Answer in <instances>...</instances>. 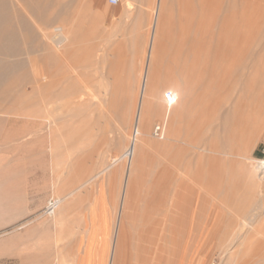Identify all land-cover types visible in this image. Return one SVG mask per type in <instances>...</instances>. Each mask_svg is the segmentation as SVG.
<instances>
[{
	"label": "rangeland",
	"instance_id": "1",
	"mask_svg": "<svg viewBox=\"0 0 264 264\" xmlns=\"http://www.w3.org/2000/svg\"><path fill=\"white\" fill-rule=\"evenodd\" d=\"M6 1L0 27L10 36L0 45L15 50L0 51L13 66L0 85V264H108L129 156L68 198L70 211L57 224L45 211L124 151L121 133L99 146L112 134L101 108L127 135L134 132L127 119L156 0ZM211 1L163 0L162 48L147 84L156 115L151 144L128 179L125 225L153 198H161L156 213L165 220L176 191L187 232L182 244L167 245V264H264V178L257 165L264 160V0ZM61 25L70 33L69 56H59L53 42ZM190 65L204 104L200 118L181 116L180 137L198 133L195 143L204 150L180 144L173 158L155 128L170 90L186 85ZM127 249L124 264H132Z\"/></svg>",
	"mask_w": 264,
	"mask_h": 264
},
{
	"label": "bare ground",
	"instance_id": "2",
	"mask_svg": "<svg viewBox=\"0 0 264 264\" xmlns=\"http://www.w3.org/2000/svg\"><path fill=\"white\" fill-rule=\"evenodd\" d=\"M6 2H7L6 0H0V25H1V22H4V20L7 19ZM155 2H156V4H155V7L153 8L152 21H151V24H150V27L151 28H150V31H149V34H148L149 35L148 47H147V50H144V53L146 55V61H145L146 63H145L144 69L142 71L140 70V77L139 78H141V81H140L139 95H138L137 101L135 100L136 101L135 108L133 107V111L130 113V115H129L128 119H127V124L129 123L127 125V127L129 125H132V127L134 129V132H132L131 134H128L127 135V133H126L127 131L126 132H123L122 131L124 129V127H123V124L121 125L118 122L119 121L118 118L116 119V117H114L112 114H110L111 112L108 113V111L102 110V108H101V110L99 109L100 111H102V114L101 115H103V117L105 116L107 118V123L111 125V129H109L107 131H109V132L112 133L110 136H109V133H108V135H107L108 137H106L105 139H103V138H102L103 140L100 139L99 146L104 148L107 145L106 143H108V141H111L114 137L117 136V134H120L121 133V135H120L121 136L120 141L123 144L124 151L116 159H114L109 165H107L103 170H101L97 174L92 175L91 177H89L85 181L81 182V184H79L76 188L70 190L69 192H67V193H65L63 195H59L56 198L51 199L48 202V205H47V208H46V211H45L46 214H48L50 217H52L53 223L54 224H57L60 221V218H61L60 215L63 214V213L66 214V213H68L70 211V208H69L70 203L67 202L68 198L72 197L80 189H82L86 185L90 184L102 172L109 170L110 167H113L115 164H118L124 157L129 156V165H128V169H127L126 174H125V177H124L123 190H122V193H121V197H120V201H119V204H118V208L116 207L117 208V211H116L117 212V215H116V218H115L113 233H112L111 242H110V248H109V253H108V264H115V260H116V256H117V253H116L117 252V246L119 247L120 244H121V240H122V236H123V231H124V223H125V220L129 216L128 215V210H129V208H130L131 205H130L129 198H127L128 197V193H127L128 179H129L130 175L133 174V172H135L137 170V168H138L137 166H138V160L140 158V152H142L144 148L150 146V144H151L150 143V139H149V132H148V130H149V126L152 123V121L155 120L154 119L155 118L154 117L155 109L153 108V106L151 105V103L149 102L148 97H147V90H148L147 84L149 82L150 74L153 73L154 69L156 68L158 54H159V52H160V50L162 48V46H161V39H160V30H161L160 28L162 26V14L164 12L163 11V7H162L163 6L162 5L163 0H156ZM203 2L205 3L206 0H203ZM207 2H211L212 3L211 0L210 1L207 0ZM239 8H240L239 9V11H240L241 10V7H239ZM45 9H47V8H45ZM42 12L44 13V11H42ZM147 22H148V20H147ZM256 26L257 25H255V27ZM2 27L3 26L0 27V37H1L0 39H2L3 41H5L6 38H8L10 36V32H9V35H7V33H8L7 31L8 30L6 29L7 30L6 31L4 29L5 27H3V28ZM261 28H264V26L261 27ZM162 30L164 31L163 28H162ZM39 31H40V33L44 37H46V38L49 37L48 35H49L50 32H48L45 29V27H43V28L42 27H39ZM258 33H259V31H258ZM242 34H244V33H242ZM251 34H254V33H251ZM260 34H262V33H260ZM254 35H256V38L259 37V36H257L258 35L257 33L254 34ZM6 36H8V37H6ZM53 37H54L53 38L54 39L53 42L55 44V48L57 50H60L59 52H57L59 54V56L62 57L64 55L70 54L69 53L70 52V48H71L70 46H72V44L70 45V43H69L70 42V33H69V30H66L61 25V27L60 26L57 27V33H55L53 35ZM250 40H251V37H250ZM44 42H45V40H44ZM254 42L255 43L258 42V44H259V41H254ZM10 43H9V45H10ZM5 44L7 45L8 43L5 42ZM162 45H163V43H162ZM217 45H219V44H217ZM48 46L49 45L47 44V47ZM260 48H262V47H260ZM251 49H253V48H251ZM14 50L15 49H13V48L6 47L4 45V43L1 42L0 51H4L3 52L4 54L9 53V52L12 53ZM251 53H252V51H251ZM12 67L13 66L10 63L5 62L4 60L0 59V85L4 82L5 76L7 77V75H10L9 73H10V71H11L10 69ZM193 67H194L193 65H190V67H188V74H187V77L185 79V82H186V85L185 86H183V87H173L172 90L168 89V90H170V92H169V95L167 96V100H166V102H167L166 103V113L164 115L161 114L159 116V118H158V121H159L158 125L159 126L157 128H155V133H157L159 131V129L161 130L160 134H162V140H163V142H162L163 145L162 146H165L166 148H168L169 151L171 150L170 152L172 153V157L173 158H175V156L177 155V151L178 150L180 151V148H179V147H181L180 144L185 145V146H188V147L191 146V147H194V148H198V149L204 150V148H202V146H198L195 143V141L198 139V137H197L198 136V133L195 134L193 137H190V138L189 137L188 138L180 137V135H181L180 131H181L182 125H183V124H180V121H183L184 120V117H185L184 116L183 117V120H182L181 119V116L188 115L191 119H192V117L194 115L197 116L198 118H200L202 116V107H203V104H204L203 103V95H204L203 93L204 92L202 91L203 93H201L200 90H199V83H198L199 81H197L198 79H197V77H195L196 76L195 74L198 72V70L196 72ZM247 68H249V67H247ZM49 76H51V75L49 74ZM46 78H48V76L45 77V79ZM49 80H51V79H49ZM44 86L46 87V85H44ZM40 89H41V87H40ZM58 89L60 90L61 88H58ZM7 90H9V89H7ZM7 90H5V91H7ZM48 90H50V89H48ZM59 90H56V91L58 92ZM12 91H10V92H12ZM10 92H9V94H10ZM57 92H55V93H57ZM50 93H52V92H50ZM55 93H53L54 95L53 94H51V95L52 96H56ZM44 95L45 94L42 95L43 98H44ZM16 96H18V95H16ZM19 98H20V96H19ZM48 98H49V96H48ZM22 105L24 106L25 103L22 104ZM20 106L18 108H20ZM0 108H2V107H0ZM155 115H156V112H155ZM157 115H159V114H157ZM23 116H25L24 113H23ZM190 121L191 120H189V122ZM104 123H106V121L103 122V124ZM192 127L193 126L191 124H189V125H187L186 129H188V131H189V130H191ZM102 133H105V131L102 132ZM192 134H194V133H192ZM246 134H248V132ZM23 138H24V136H23ZM244 140H245V137H244ZM257 165L261 169V172L263 174V175H261V178H264V170H262L263 169V166H264L263 163H260V161H259V162H257ZM162 171L164 172V170H162ZM176 183H177V181H176ZM159 192H160V190H159ZM172 194H173V192H172ZM153 199H154L155 202L153 204H150V208H153L156 205H158V206L161 205V198H153ZM182 200H183V198H179V196H177V192L175 191L174 195H172V200L170 202L169 209H167V211H168V214L166 215L167 218L164 216L165 217V220L164 219L162 220V223H163L162 231H163L164 238H165V243H166L165 252H167V239H166V235L167 234L169 236V239H170V242H171L172 246L178 245V243L179 244L180 243L182 244V239L181 238H183V237L186 236L185 234L187 232V221H186V216L187 215H186L185 207H184V204H183V201ZM61 216H63V215H61ZM142 221H144V224L147 225L145 229H141V230L138 229V227H139L138 226V220H135V221L133 220L132 221V225L131 224L130 225H131V228H132V232H134L133 233V241H134L136 250L138 251L141 241H142V244H144L143 247H142L144 249V252H145L144 254H146V257L143 255V258L144 257L145 258L142 260V264H144V263H149V261L152 258H154V254L155 253H152V251H150L148 253V250L150 248L152 249V245L154 243L156 244V235H155V233H156V229L158 228V225H157L158 222H157V220L151 219V217L150 216H147L146 214L143 215ZM150 222H152V223L150 224ZM40 255L41 254L39 253L38 256H40ZM150 255H152V256H150ZM58 264H61V263H58Z\"/></svg>",
	"mask_w": 264,
	"mask_h": 264
},
{
	"label": "crops",
	"instance_id": "3",
	"mask_svg": "<svg viewBox=\"0 0 264 264\" xmlns=\"http://www.w3.org/2000/svg\"><path fill=\"white\" fill-rule=\"evenodd\" d=\"M132 206H130L129 210H128V215L129 212L131 210ZM154 208V209H153ZM153 208H150V204L148 208H145L143 210V212L141 214L138 215L137 218L133 217V220H138V229H145L147 225L144 224V221H142V217L144 214H146L147 216H150L151 219L153 220H157L158 222V228L156 229V252L154 254V258H152L149 263L151 264H167L168 263V258H169V251L167 249V252H165L166 249V243H165V238H164V234L162 231V220L164 218H158L157 216H159V214L156 213V209L160 208L158 205L154 206ZM149 218V217H148ZM152 222H150L151 224ZM133 233L132 232V228L131 227H126L125 223H124V231H123V236H122V240H121V244L118 247L117 246V256H116V260H115V264H124L125 263V258H126V253L127 252V247L128 245L131 248V254L133 257V263L132 264H142V260L146 257V254H144V249L142 248L144 244H142V241L140 243L139 249L138 251L136 250L134 241H133ZM166 239H167V245L170 244L172 247V244L170 242L169 236L168 234L166 235ZM159 245V246H158ZM151 251V248L148 250V253ZM143 255L145 256L143 258ZM152 256V255H150ZM148 260V259H147ZM145 261V260H144ZM184 264H185V260H184Z\"/></svg>",
	"mask_w": 264,
	"mask_h": 264
},
{
	"label": "built area",
	"instance_id": "4",
	"mask_svg": "<svg viewBox=\"0 0 264 264\" xmlns=\"http://www.w3.org/2000/svg\"><path fill=\"white\" fill-rule=\"evenodd\" d=\"M119 1L120 0H108V3L112 4V5H115V4L119 3ZM260 163H263V165H264V160H261ZM262 170H264V166H263Z\"/></svg>",
	"mask_w": 264,
	"mask_h": 264
}]
</instances>
